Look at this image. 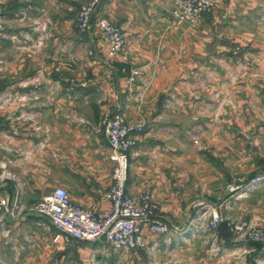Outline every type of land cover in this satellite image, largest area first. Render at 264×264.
Masks as SVG:
<instances>
[{
    "label": "crops",
    "instance_id": "crops-1",
    "mask_svg": "<svg viewBox=\"0 0 264 264\" xmlns=\"http://www.w3.org/2000/svg\"><path fill=\"white\" fill-rule=\"evenodd\" d=\"M88 1L0 0V264H257L264 247L234 243L227 221L206 226L233 177L264 175V0H213L196 27L173 18L174 0H104L97 16L123 30L127 59L100 29L78 30ZM117 111L145 124L128 191L151 190L169 231L144 225L137 251L55 242L33 206L57 187L112 211L110 147L96 128ZM227 208L264 226V187Z\"/></svg>",
    "mask_w": 264,
    "mask_h": 264
},
{
    "label": "built area",
    "instance_id": "built-area-1",
    "mask_svg": "<svg viewBox=\"0 0 264 264\" xmlns=\"http://www.w3.org/2000/svg\"><path fill=\"white\" fill-rule=\"evenodd\" d=\"M104 0H90L78 11L76 23L81 33L96 27L101 30L103 39L110 44V55H122L126 58V39L120 27L107 17H98ZM213 0H174L173 18L181 23L196 27L202 16L210 14L214 8ZM2 7L0 6V15ZM140 70H131L130 80L136 81ZM143 96V94H140ZM97 132L104 133L108 139L113 163V183L107 192L112 202V211L107 215L96 214L92 209L79 206L71 200L65 188L57 187L53 193L33 206V211L47 217L58 229L55 242L69 244L75 242L102 241L116 251H137L144 246L142 228L149 225L151 230L166 233L167 223L158 217L160 210L151 190L147 189L138 197L127 188L130 172V155L137 145L136 135L145 132L144 123H131L124 112L106 113L102 116ZM199 145V140L195 139ZM264 187V175L249 179L235 176L228 184L229 198L225 203L211 207L209 217L215 227L224 221L225 204L238 200L248 193ZM5 205V201L1 202ZM19 205V204H18ZM17 208L20 209V206ZM236 242L252 241L263 244L264 228L253 226L245 221L229 224Z\"/></svg>",
    "mask_w": 264,
    "mask_h": 264
},
{
    "label": "rangeland",
    "instance_id": "rangeland-1",
    "mask_svg": "<svg viewBox=\"0 0 264 264\" xmlns=\"http://www.w3.org/2000/svg\"><path fill=\"white\" fill-rule=\"evenodd\" d=\"M89 2V1H88ZM87 3V2H86ZM85 3V4H86ZM84 5V4H83ZM78 14V13H77ZM116 25V24H115ZM119 27V26H118ZM123 31V30H122ZM124 34V33H123ZM134 69V68H133ZM138 69V68H137ZM130 75H131V72H130ZM137 79V78H136ZM141 94H143V93H141ZM98 128V127H97ZM97 128H96V130H97ZM104 134V133H103ZM105 135V134H104ZM106 137V136H105ZM107 138V137H106ZM108 140V139H107ZM256 176V175H255ZM254 177V176H253ZM228 187V186H227ZM228 189V188H227ZM221 204V203H220ZM220 204H217V205H215V206H213V207H216V206H218V205H220ZM225 208H224V211H223V216H224V221H223V223L224 224H226V221L229 223V224H233V223H238V222H240V221H245V222H247V223H250L251 225H253V226H258L256 223H254L253 221H251V220H245V219H235V220H232L231 218H228V216H226V214H225V210H227L228 208H227V206H228V203H226L225 204ZM160 211V210H159ZM157 214H159V212L157 213ZM228 218V219H227ZM161 221H163V220H161ZM164 222V221H163ZM227 223V224H228ZM221 224V223H220ZM258 227H261V228H264V226H258ZM206 228H209V234L211 235L212 233H214L215 234V232L216 231H220L222 228H223V226H221L220 227V225H218L217 227H215L213 224H211V220L209 219V221L207 222V226H206ZM216 238L215 237H213V236H209V246L210 245H212V244H215V242H214V240H215ZM213 240V241H212ZM231 240L235 243L236 241L233 239V237H231ZM211 241H212V243H211ZM244 242H250V241H244ZM216 245V244H215ZM217 248V246L213 249V251H210L211 253H212V255L214 256V257H219L220 256V253H219V250H217L216 249ZM215 250V251H214ZM219 254V255H218ZM257 259V258H256ZM125 262V258L123 257H120L119 259H117V261H115V264H125L124 263ZM257 264H264V257H260V258H258L257 259Z\"/></svg>",
    "mask_w": 264,
    "mask_h": 264
},
{
    "label": "trees",
    "instance_id": "trees-1",
    "mask_svg": "<svg viewBox=\"0 0 264 264\" xmlns=\"http://www.w3.org/2000/svg\"><path fill=\"white\" fill-rule=\"evenodd\" d=\"M223 224H224V223L222 222V223L220 224V227H221ZM231 237H233L232 232H231ZM231 237H230V239H231ZM250 242H252V241H250ZM252 243H254L255 245L259 246L260 248H263V244H261V243H257V242H252Z\"/></svg>",
    "mask_w": 264,
    "mask_h": 264
}]
</instances>
